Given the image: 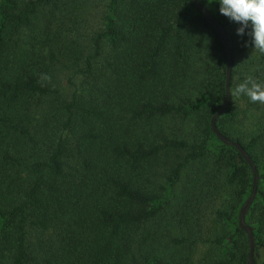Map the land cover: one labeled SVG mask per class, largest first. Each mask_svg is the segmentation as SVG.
<instances>
[{
  "label": "trees",
  "instance_id": "1",
  "mask_svg": "<svg viewBox=\"0 0 264 264\" xmlns=\"http://www.w3.org/2000/svg\"><path fill=\"white\" fill-rule=\"evenodd\" d=\"M198 2L264 264V103L234 94L264 54ZM226 63L192 0H0V264H247Z\"/></svg>",
  "mask_w": 264,
  "mask_h": 264
},
{
  "label": "clouds",
  "instance_id": "2",
  "mask_svg": "<svg viewBox=\"0 0 264 264\" xmlns=\"http://www.w3.org/2000/svg\"><path fill=\"white\" fill-rule=\"evenodd\" d=\"M218 12L238 27L237 36H244L246 45L264 54V0H215ZM236 96H246L250 102L264 103V82L246 76L234 89Z\"/></svg>",
  "mask_w": 264,
  "mask_h": 264
},
{
  "label": "water",
  "instance_id": "3",
  "mask_svg": "<svg viewBox=\"0 0 264 264\" xmlns=\"http://www.w3.org/2000/svg\"><path fill=\"white\" fill-rule=\"evenodd\" d=\"M193 5L199 9V11L203 14L207 22L212 26L214 31L216 32L219 40L224 45V48L226 50V57H227V63H226V78H225V97L219 107V109L214 113V115L210 119V127L214 135L226 146L234 147L241 157L244 159V161L249 165L252 171V188L249 197L246 199L242 207L240 208L239 215H238V226L239 228L245 232L248 242V255H247V264H255L254 258H253V251H254V239H253V233L251 227H249L246 224L245 221V215L246 211L249 207V205L254 200L256 190H257V178H258V172L254 166V163L246 153V151L242 148V146L234 141H230L226 137H224L217 129L215 120L217 117H219L222 112L228 107L231 99V92H230V76H231V56H230V49H229V43L228 38L226 35V32L222 25L216 21L210 12L207 10V8L198 0H192Z\"/></svg>",
  "mask_w": 264,
  "mask_h": 264
},
{
  "label": "rangeland",
  "instance_id": "4",
  "mask_svg": "<svg viewBox=\"0 0 264 264\" xmlns=\"http://www.w3.org/2000/svg\"><path fill=\"white\" fill-rule=\"evenodd\" d=\"M62 87L65 88V90L69 89V86L67 85L65 81L62 82Z\"/></svg>",
  "mask_w": 264,
  "mask_h": 264
}]
</instances>
